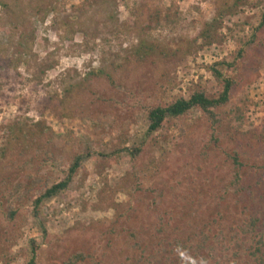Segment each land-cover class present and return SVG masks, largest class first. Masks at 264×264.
<instances>
[{"label":"rangeland","instance_id":"obj_1","mask_svg":"<svg viewBox=\"0 0 264 264\" xmlns=\"http://www.w3.org/2000/svg\"><path fill=\"white\" fill-rule=\"evenodd\" d=\"M263 15L264 0H0V264H264ZM213 68L228 103L150 133L152 108L221 94Z\"/></svg>","mask_w":264,"mask_h":264},{"label":"trees","instance_id":"obj_2","mask_svg":"<svg viewBox=\"0 0 264 264\" xmlns=\"http://www.w3.org/2000/svg\"><path fill=\"white\" fill-rule=\"evenodd\" d=\"M213 74L218 80L222 82L223 86L222 92L217 98L208 97L204 92H195L189 98H180L169 105L154 107L150 110L148 115L149 132L152 133L159 130L164 125V123L167 122V120L178 118L194 108H200L203 111L212 114V108L227 104L230 98L233 81L229 78L223 79L222 72L215 68H213ZM81 159L82 158L80 156L75 158L69 167L68 177L65 180L54 184L36 198L34 202L35 207H39L40 204H42L45 200L51 199L68 189L73 177L81 166ZM16 213L17 212L13 210L11 212V217L15 216ZM78 258L79 255L72 256V259ZM35 260L36 250L33 249L32 260L29 264H34ZM71 260L66 264H70Z\"/></svg>","mask_w":264,"mask_h":264}]
</instances>
